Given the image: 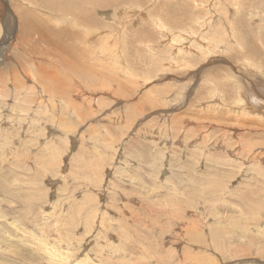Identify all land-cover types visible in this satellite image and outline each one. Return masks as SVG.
Listing matches in <instances>:
<instances>
[{
  "label": "rangeland",
  "instance_id": "374dc122",
  "mask_svg": "<svg viewBox=\"0 0 264 264\" xmlns=\"http://www.w3.org/2000/svg\"><path fill=\"white\" fill-rule=\"evenodd\" d=\"M41 1L0 0V264H264V0Z\"/></svg>",
  "mask_w": 264,
  "mask_h": 264
},
{
  "label": "bare ground",
  "instance_id": "6f19581e",
  "mask_svg": "<svg viewBox=\"0 0 264 264\" xmlns=\"http://www.w3.org/2000/svg\"><path fill=\"white\" fill-rule=\"evenodd\" d=\"M43 1V0H42ZM41 1V2H42ZM99 1H101L102 2V0H99ZM68 2L70 3V5H72L73 7H77L76 8V10H77V12H81L82 13V8L84 7V5L83 4H85L84 2H86V0L83 2V0H68ZM98 4H100L99 2H98V0L96 1ZM40 3V2H39ZM58 3V2H57ZM103 3V2H102ZM108 3V2H107ZM60 4V3H59ZM66 4V3H65ZM104 4V3H103ZM109 4V3H108ZM107 4V5H108ZM56 5V4H55ZM62 5V4H61ZM45 6H47V5H45ZM49 6V5H48ZM59 6V5H58ZM99 6V5H98ZM101 7V6H100ZM50 8V7H49ZM70 11H66V12H64V14L65 13H69ZM72 12V14H70L71 16H75V13H74V11H71ZM79 15V14H78ZM26 17V16H25ZM79 17H81V16H79ZM83 17V16H82ZM85 17V16H84ZM76 18V17H75ZM81 21H83V19H80ZM79 20V21H80ZM90 20H92V19H90ZM80 21V22H81ZM87 21V20H86ZM85 21V22H86ZM37 23V22H36ZM90 23V22H89ZM37 26V25H36ZM32 30V29H31ZM24 31V30H23ZM38 31V30H37ZM63 31V30H62ZM95 32V31H94ZM68 34V33H67ZM69 35V34H68ZM84 35H85V33H84ZM83 35V36H84ZM60 37H62V36H60ZM57 39V38H56ZM74 39V38H73ZM76 39V38H75ZM55 40V39H54ZM52 41V40H51ZM79 42V41H78ZM56 43V42H55ZM66 43V42H65ZM59 45H60V43H58ZM57 45V44H56ZM81 45V44H80ZM55 47V46H54ZM57 47V46H56ZM59 48V47H58ZM76 53V52H75ZM72 55V54H71ZM70 55V56H71ZM72 57V56H71ZM75 57V56H74ZM73 57V58H74ZM77 62V61H76ZM77 64V63H76ZM56 76V75H55ZM54 78V77H53ZM53 80H55V79H53Z\"/></svg>",
  "mask_w": 264,
  "mask_h": 264
}]
</instances>
